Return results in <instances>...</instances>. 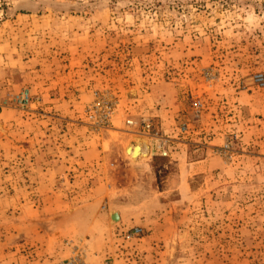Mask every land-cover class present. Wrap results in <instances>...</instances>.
I'll list each match as a JSON object with an SVG mask.
<instances>
[{
    "label": "rangeland",
    "instance_id": "1",
    "mask_svg": "<svg viewBox=\"0 0 264 264\" xmlns=\"http://www.w3.org/2000/svg\"><path fill=\"white\" fill-rule=\"evenodd\" d=\"M259 72L264 0H0V264H264Z\"/></svg>",
    "mask_w": 264,
    "mask_h": 264
},
{
    "label": "built area",
    "instance_id": "2",
    "mask_svg": "<svg viewBox=\"0 0 264 264\" xmlns=\"http://www.w3.org/2000/svg\"><path fill=\"white\" fill-rule=\"evenodd\" d=\"M253 82L258 85L261 88H264V72L256 73L253 76ZM1 90H2V84L0 82V106H2V98H1ZM14 98V97H13ZM16 101H19L22 104H28L30 102V94L28 91H24L21 94H18L14 98ZM147 127L150 128V124H147ZM136 233H140V228H137Z\"/></svg>",
    "mask_w": 264,
    "mask_h": 264
},
{
    "label": "water",
    "instance_id": "3",
    "mask_svg": "<svg viewBox=\"0 0 264 264\" xmlns=\"http://www.w3.org/2000/svg\"><path fill=\"white\" fill-rule=\"evenodd\" d=\"M113 213H114V212H113ZM115 213H117V219H115L114 216H111V217H112V220H115V222H116V220H117V221L120 220V214L118 213V211H115Z\"/></svg>",
    "mask_w": 264,
    "mask_h": 264
},
{
    "label": "bare ground",
    "instance_id": "4",
    "mask_svg": "<svg viewBox=\"0 0 264 264\" xmlns=\"http://www.w3.org/2000/svg\"><path fill=\"white\" fill-rule=\"evenodd\" d=\"M136 148H138V147H136ZM136 148H135V150H137ZM135 154H136V151H135V153L133 154V157H134V155H135ZM118 213H119V212H118ZM112 216H114V217H115V219H117V213H115V212H114V213H112Z\"/></svg>",
    "mask_w": 264,
    "mask_h": 264
}]
</instances>
